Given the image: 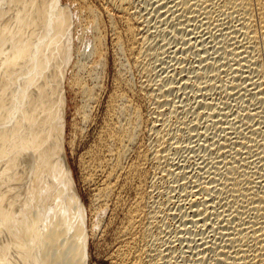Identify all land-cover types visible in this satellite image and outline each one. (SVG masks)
<instances>
[{
    "label": "bare ground",
    "instance_id": "obj_1",
    "mask_svg": "<svg viewBox=\"0 0 264 264\" xmlns=\"http://www.w3.org/2000/svg\"><path fill=\"white\" fill-rule=\"evenodd\" d=\"M104 2L115 73L77 157L87 205L66 143L100 97L102 15L0 0V264H88L107 211L111 264H264V0Z\"/></svg>",
    "mask_w": 264,
    "mask_h": 264
},
{
    "label": "rangeland",
    "instance_id": "obj_2",
    "mask_svg": "<svg viewBox=\"0 0 264 264\" xmlns=\"http://www.w3.org/2000/svg\"><path fill=\"white\" fill-rule=\"evenodd\" d=\"M89 1L97 7V9L99 10L100 16L102 15V18H100V19L104 20V21H102L103 22L102 25H104L103 26V29L105 31L104 34L107 33L106 35H104V37H106L105 49H106V55H107V63L104 67V74L103 75L101 74L102 75V89L100 92L99 100L94 105L93 110H92V120L90 121L91 126L88 124V126L90 128L87 126V129L88 128L89 129H88V131L86 129L85 134H84V136L86 135L87 137L85 136L84 137L85 139L83 138L81 142L79 140L76 143L75 151H72L70 149L69 145L66 143V147H68L67 148V154H68V158H69V163L71 165V169L73 172V176H74L78 191L81 195V198H82L84 204H87V205L90 202L89 200H90L91 188L84 185L82 180H81L80 170H79V165H78V158H79V155L82 153L83 149L85 150L86 143H88L89 141H92V138L94 137V132L97 129V127L99 126L100 120H101L102 115H103V111H104V107H105V101L107 99L106 97L108 96L109 92L112 89V79H113L115 70H114V65H113V52L111 49V41H110L111 40V31H110V27L107 24L106 19H107L108 13L112 12L114 15H117L116 11L113 10V8L111 10V6H109L107 3H105L104 0H89ZM102 6L104 8H102ZM106 9H107V11H106ZM106 45H107V47H106ZM131 71L129 72L130 75H132L131 78L134 81L135 85H138L139 80H140V79H138L139 76H138L137 72H135L134 69ZM71 72H72V70L69 68L68 76H70ZM66 94H67L66 95L67 96V104H66L67 127L65 130V133H66L65 137H66V140L69 141L70 140L69 138H71V136H73L72 135L73 132L70 128L71 127L70 125H72V121H75V119L76 120L79 119V116L76 114L75 110H76L77 105L79 104L80 101L78 100V98H76V95H74V93L71 90H67ZM143 140H145V139H143ZM79 151H80V153H79ZM88 196H89V198H88ZM109 212L110 211H107L106 213L102 214V218L104 219V223H103L102 228L106 229L105 231H107V232H104V234L102 233V236L101 235L98 236V237H100L101 240L98 237H96V238H94L95 240L92 239L93 241L90 240V242H89V247L87 249L88 254H89L88 264H111L109 258L107 257L108 256L107 254L113 245L112 244V242H113V238H112L113 237V231H114L115 227H117L119 225V221H118L119 216L114 218L110 215ZM113 219H114V221H113ZM109 220H111L112 224ZM109 222H110V224H109Z\"/></svg>",
    "mask_w": 264,
    "mask_h": 264
}]
</instances>
